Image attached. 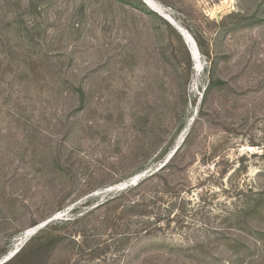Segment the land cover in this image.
<instances>
[{
    "label": "rangeland",
    "instance_id": "1",
    "mask_svg": "<svg viewBox=\"0 0 264 264\" xmlns=\"http://www.w3.org/2000/svg\"><path fill=\"white\" fill-rule=\"evenodd\" d=\"M152 1L0 0L1 264H264V0Z\"/></svg>",
    "mask_w": 264,
    "mask_h": 264
},
{
    "label": "water",
    "instance_id": "2",
    "mask_svg": "<svg viewBox=\"0 0 264 264\" xmlns=\"http://www.w3.org/2000/svg\"><path fill=\"white\" fill-rule=\"evenodd\" d=\"M143 1H144V0H143ZM147 1H149V0H147ZM144 2L146 3V1H144ZM150 3H153V1L151 0ZM153 9H154V8H153ZM156 11L160 13V11H158V10H156ZM163 15H164V14H163ZM164 16H165V15H164ZM165 17H166V16H165ZM166 18H167V19H168L173 25H175L176 28H177V29H178V30L184 35V37H185L187 43H188V39L186 38L187 35L192 39L193 45L191 44V45H192V48L190 49V51H191V53H192V56H193L194 60H197V59H198L197 56L200 57L201 53H200V50H199V48H198V45H197L196 40H195V39L193 38V36L190 35L185 29H183L180 25H178V24L176 23V21H174L170 16H168V17H166ZM179 146H180V144H178V145L175 147V149L173 150V152L171 153L170 156H172V155L177 151V149L179 148ZM143 174H145V173H143ZM137 177H139V175L136 176L135 179H133L132 181L136 183V178H137ZM126 185H127V183H126ZM53 219H54V217L49 218V219H47L46 221L42 222L41 224H39V225L37 226V229H41V228L45 227V226H46L50 221H52ZM18 250H19V249H15L13 252H11L7 257H5L2 261H0V264H1V262L6 261V260L9 259L11 256H13Z\"/></svg>",
    "mask_w": 264,
    "mask_h": 264
},
{
    "label": "bare ground",
    "instance_id": "3",
    "mask_svg": "<svg viewBox=\"0 0 264 264\" xmlns=\"http://www.w3.org/2000/svg\"><path fill=\"white\" fill-rule=\"evenodd\" d=\"M144 1H146V4L149 6V7H151V8H154V10H158V11H160L161 12V10L159 9V8H157L156 7V4H154V2L153 3H150L151 2V0H149V1H147V0H144ZM187 39H188V44H189V47H190V49L192 48V45H193V42H192V39L187 35V37H186ZM192 44V45H191ZM197 60H199L200 58H201V55H200V57H198L197 56ZM196 70H197V68H196ZM199 71H200V69H199ZM143 175L144 174H139V177H137L136 178V181H138V180H140L141 178H143ZM135 184V182H133V181H131V183H129L128 184V186L129 185H134ZM126 185V184H125ZM125 185H123V187H126ZM116 187V186H115ZM114 189H120V188H110L108 191H112V190H114ZM116 191V190H115ZM105 192V191H104ZM98 193V192H97ZM57 217H59V216H57ZM35 232H37V227H35V228H31V229H29L28 231H26L24 234H23V236L19 239V241L16 243V246L14 247V249H20L34 234H35ZM14 251V250H13Z\"/></svg>",
    "mask_w": 264,
    "mask_h": 264
},
{
    "label": "trees",
    "instance_id": "4",
    "mask_svg": "<svg viewBox=\"0 0 264 264\" xmlns=\"http://www.w3.org/2000/svg\"><path fill=\"white\" fill-rule=\"evenodd\" d=\"M119 2L120 3H122V4H129L128 3V0H119ZM194 39L196 40V42H197V45H198V48H199V50H200V52L201 53H204L205 54V49H204V44H203V42L197 37V36H194ZM30 57H32V56H30ZM29 57V58H30ZM37 58H30L29 60H26L25 62L26 63H28L27 61H31L32 63H34V61L36 60ZM208 88H209V86H208ZM4 93H5V90H2ZM80 91L83 93V89L82 88H80ZM2 93V92H1ZM4 93H2L3 95H4ZM7 99H9L10 98V96H5ZM6 99V100H7Z\"/></svg>",
    "mask_w": 264,
    "mask_h": 264
}]
</instances>
